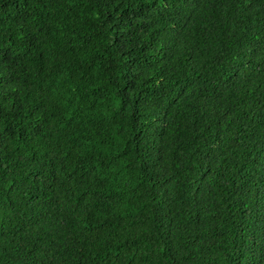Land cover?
<instances>
[{"label":"trees","instance_id":"obj_1","mask_svg":"<svg viewBox=\"0 0 264 264\" xmlns=\"http://www.w3.org/2000/svg\"><path fill=\"white\" fill-rule=\"evenodd\" d=\"M0 264H264V0H0Z\"/></svg>","mask_w":264,"mask_h":264}]
</instances>
